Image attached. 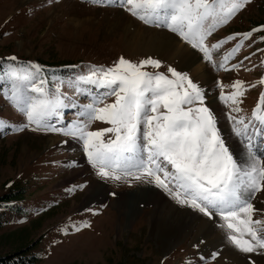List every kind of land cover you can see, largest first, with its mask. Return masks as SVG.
Returning <instances> with one entry per match:
<instances>
[{
	"label": "rangeland",
	"instance_id": "1",
	"mask_svg": "<svg viewBox=\"0 0 264 264\" xmlns=\"http://www.w3.org/2000/svg\"><path fill=\"white\" fill-rule=\"evenodd\" d=\"M126 25L151 35L166 32L174 36L199 59L195 66L206 64L205 78L193 79L191 69H184L178 60L135 52V29L121 30ZM260 25H264V0H252L228 24L213 32L206 43L211 46ZM262 36L264 32L254 33L228 62L231 67L243 61L242 67L225 71L218 65L222 56L240 42L239 38L214 51L212 64L178 34L146 25L115 4H93L89 0H0V62L14 55L22 62L47 66L49 76L54 74L66 82L86 72L90 65L110 66L120 57L134 62L153 57L163 62L159 71L166 72L171 66L187 72L206 90V103L218 114L228 111L218 98V84L231 85L242 80L256 87L242 97L243 111L239 115L252 116L259 95L264 92V84L259 83L264 76ZM246 56L248 60H244ZM63 90L70 92L67 87ZM224 91L232 89L226 87ZM213 100L217 101L214 107ZM81 102H87L86 98ZM0 118L11 124L26 122L2 94ZM66 118L75 119L68 113ZM108 126L93 122L89 130ZM218 126L235 146L229 121L222 119ZM65 140L67 144L62 143ZM71 162H76V166ZM85 183L83 190H69ZM100 189L102 193L94 196ZM253 203L264 207V193L258 194ZM187 217L190 226L185 225ZM157 220L162 228L153 223ZM85 223L90 227H82ZM73 224L81 226V230H73ZM63 229H68V233ZM22 250H27L25 256L31 259L28 264H200V255L206 257V264H249L246 254L227 241L225 230L214 220L178 205L153 184L100 179L88 164L80 143L56 133L12 132L6 128L0 132V258ZM215 252L219 255L210 259ZM247 255L255 264H264V254Z\"/></svg>",
	"mask_w": 264,
	"mask_h": 264
},
{
	"label": "snow or ice",
	"instance_id": "2",
	"mask_svg": "<svg viewBox=\"0 0 264 264\" xmlns=\"http://www.w3.org/2000/svg\"><path fill=\"white\" fill-rule=\"evenodd\" d=\"M89 2L115 4L146 25L167 28L212 64L214 51L239 38L218 65L225 71L242 67L243 61L231 67L228 62L254 33L264 32V25H260L211 46L206 43L252 0ZM4 59L6 62H0V94L26 122L11 124L0 118V132L8 128L12 132L29 130L68 137L82 145L88 164L100 179L153 184L178 205L214 220L225 230L227 241L246 254L249 264L255 261L247 254H264V207L253 203L258 194L264 193V92L250 118L239 115L243 111L242 97L255 84L220 82L218 98L228 111L218 114L206 103L207 92L198 82L171 66L166 72L159 71L164 65L157 58L134 62L120 57L110 66L90 65L86 72L66 82L54 74L49 76L48 67L39 63L22 62L14 55ZM259 83L264 84V76ZM65 87L71 94L63 90ZM226 87L232 91L225 93ZM85 98L87 102H81ZM66 113L75 119H67ZM222 119L230 123L235 146L218 126ZM93 122L109 126L89 130ZM71 163L76 166V162ZM71 228L81 230L75 224ZM63 231L68 233V229ZM218 255L211 253L209 258L215 260ZM199 261L206 264V257L200 255Z\"/></svg>",
	"mask_w": 264,
	"mask_h": 264
},
{
	"label": "bare ground",
	"instance_id": "3",
	"mask_svg": "<svg viewBox=\"0 0 264 264\" xmlns=\"http://www.w3.org/2000/svg\"><path fill=\"white\" fill-rule=\"evenodd\" d=\"M128 27L129 26H127V25H126V27H123V28L121 27V30L127 31V30H131V29H135L133 32L134 35L132 38L133 49L135 52L141 51V52H146L147 54H154V56L158 55V56L163 57L164 59L169 60V61L170 60L171 61L178 60L184 69L185 68L191 69L189 72H190L193 79L200 80V79L205 78L203 71H204V67L206 64L204 62H202L198 66H195L198 63L199 59L196 57L194 52L191 49H189L186 45H184L182 43H178L177 39L174 36H171L170 34H168L166 32H153V35H151V34H149V32L139 30L138 28L132 27V28L128 29ZM207 73H208V71H207ZM210 80H208V81H210ZM216 103H217L216 100L211 101V105L213 107L216 105ZM99 193H102L101 189L98 191H95L93 193V195L96 196ZM134 211L136 212L137 209L135 208ZM183 219H181V220H183ZM189 220H190L189 218L185 220L186 226L191 225V223H190L191 221L189 222ZM153 223L155 225L159 226V228L163 227V225H161V221L157 220V221H153Z\"/></svg>",
	"mask_w": 264,
	"mask_h": 264
},
{
	"label": "trees",
	"instance_id": "4",
	"mask_svg": "<svg viewBox=\"0 0 264 264\" xmlns=\"http://www.w3.org/2000/svg\"><path fill=\"white\" fill-rule=\"evenodd\" d=\"M27 250H22L15 254L0 258V264H28L31 259L25 256Z\"/></svg>",
	"mask_w": 264,
	"mask_h": 264
}]
</instances>
